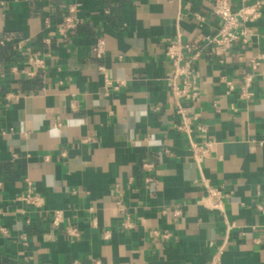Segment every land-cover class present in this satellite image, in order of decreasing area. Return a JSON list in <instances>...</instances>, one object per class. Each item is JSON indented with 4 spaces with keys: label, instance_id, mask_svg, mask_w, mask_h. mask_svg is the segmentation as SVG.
<instances>
[{
    "label": "crops",
    "instance_id": "0c3cea01",
    "mask_svg": "<svg viewBox=\"0 0 264 264\" xmlns=\"http://www.w3.org/2000/svg\"><path fill=\"white\" fill-rule=\"evenodd\" d=\"M212 3L0 0V264H264V59L240 98L264 18L197 62L194 100L164 53L218 33ZM179 107L213 144L200 163Z\"/></svg>",
    "mask_w": 264,
    "mask_h": 264
},
{
    "label": "built area",
    "instance_id": "2783aa9c",
    "mask_svg": "<svg viewBox=\"0 0 264 264\" xmlns=\"http://www.w3.org/2000/svg\"><path fill=\"white\" fill-rule=\"evenodd\" d=\"M73 13V11H72ZM212 13L221 20L220 30L216 35L205 38L203 44H192L184 42L181 38L171 41L164 50L166 57L172 62L174 67L172 81L173 96L177 102L180 100H194L198 95L197 74L195 66L202 57L217 60L220 64L225 62V57L233 50L236 44L243 40L247 41L250 32L242 28L243 24L253 23L264 18V0H240V6L233 10L230 0H213ZM81 20L71 15L64 19L62 26L68 30L75 28ZM102 43L99 44L97 51L102 52ZM264 55L250 61L249 66L252 73L246 74L240 83V98L250 100L253 97L252 86ZM34 63H39L37 59H31ZM227 93L236 90V85L231 80H226ZM178 113L183 119L179 130L185 132L190 137V150L194 161L202 162L211 152L213 144L210 142L197 144L191 138L192 120L189 110L179 107ZM205 131V129H202ZM211 197L216 199V207H219L220 194L210 190ZM18 201L29 207L39 208L41 200L29 191ZM25 213V212H24ZM77 236V234H74Z\"/></svg>",
    "mask_w": 264,
    "mask_h": 264
}]
</instances>
